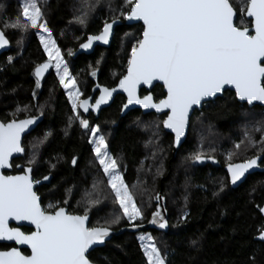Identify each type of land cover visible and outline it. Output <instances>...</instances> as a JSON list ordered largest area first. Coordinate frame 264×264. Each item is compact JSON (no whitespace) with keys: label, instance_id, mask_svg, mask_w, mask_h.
<instances>
[{"label":"trees","instance_id":"obj_1","mask_svg":"<svg viewBox=\"0 0 264 264\" xmlns=\"http://www.w3.org/2000/svg\"><path fill=\"white\" fill-rule=\"evenodd\" d=\"M23 0H0V29L11 42V49L0 57V121L11 122L43 116L36 130L24 140L25 156L13 162L7 174L32 168L34 180L52 176L49 185L36 192L42 207L51 212L58 207L70 214L91 216L89 227L107 226L118 231L129 227L112 190H94V176L102 174L93 156L83 129L74 118L71 104L59 78L53 71L36 87L34 69L48 61L39 42L37 30L4 27L19 17ZM90 10L84 25L74 20L81 13V0H38L44 22L69 66L71 75L83 98L97 95V85L113 88L127 73V62L133 45L142 39L143 26H129L121 15L129 6L124 0H87ZM237 14V27L251 26L241 8L247 0H230ZM121 5L123 7L121 8ZM119 23L109 46H98L93 54L84 53L81 44L98 35L105 21ZM20 41V43H18ZM138 46V45H137ZM71 51V55H69ZM95 72V76L92 73ZM148 92L142 90L144 96ZM35 94V97H34ZM152 94L159 102L166 94L157 85ZM126 100L118 96L98 118L91 116L92 125L104 135L108 151L118 161L120 173L143 212V225L157 209L155 196L163 186L162 195L168 212L167 232L158 230L125 232L114 236L104 248L90 253L94 264H147L138 236L151 233L166 264H264V243L255 237L264 229L260 208L264 207V163L239 187L231 186L226 167L229 162L242 163L260 151L242 144L235 148L245 128L259 142L261 133L253 129L264 121V108L240 103L235 93L226 92L216 101L197 110L190 123L185 143L173 158L174 137L165 131L162 121L167 115L144 114L133 110L121 118ZM20 109V111H17ZM69 117H73L69 126ZM46 139H43L45 134ZM43 141V142H41ZM216 159L220 166H198L192 154ZM233 152L231 160L228 153ZM263 156L264 152L260 153ZM73 157H78L72 165ZM35 163L29 165L30 159ZM19 165V167H17ZM54 165V167L52 166ZM215 193V194H214ZM98 201L89 204L88 201ZM52 205V207H49ZM184 213H187L184 216ZM121 219L109 224L114 216ZM25 233L31 229L23 228ZM195 242V243H193ZM10 245L0 244V250ZM29 255V251L23 250Z\"/></svg>","mask_w":264,"mask_h":264},{"label":"snow or ice","instance_id":"obj_2","mask_svg":"<svg viewBox=\"0 0 264 264\" xmlns=\"http://www.w3.org/2000/svg\"><path fill=\"white\" fill-rule=\"evenodd\" d=\"M124 3L130 8L127 12L121 11L124 19L143 22L142 39L137 41L138 46L133 45L127 62V74L118 84L119 89L127 94L125 109L135 104L157 112L169 110L162 123L164 128L175 134V143L179 144L185 134L190 110L215 97L226 86L233 87L236 97L248 105L254 102L264 104V0H247L246 9L241 8V13L250 18L251 31L249 27L241 29L234 24L236 10L230 0H124ZM20 7L23 20L18 17L10 23L5 22L4 27L21 31L28 28L37 30L39 42L49 59L34 69L36 87L41 86L44 73L54 68L60 85L67 90L74 118L85 133L90 134L89 143L93 145L95 160L107 177V184L123 217L131 228L140 227L134 222L143 221V212L137 207L118 170V161L109 153L105 136L99 134L98 126L90 125L89 120L78 113V109L85 113L90 108L92 111L98 110L116 89L100 88L99 98L91 105L89 99L81 100V91L51 30L44 22L38 0H24ZM86 9L90 10V5L87 0H81V7L77 9L81 14L74 16L80 25L86 22ZM115 22V18L111 23L105 21L101 33L90 35L87 43L80 47L89 48L93 41L108 43ZM8 44L9 40L0 30V48ZM92 75L95 76V72ZM154 81H161L167 91L166 97L158 103L153 102L152 95L143 98L137 95L140 85H152ZM72 119L69 117V126ZM35 123L36 117L0 123V169L11 167L9 160L14 153L24 152L21 135ZM253 130L261 133L259 142L245 128L235 148L240 149L244 144L251 148L259 146L260 151L242 163H228L227 172L233 185L250 170L264 163L260 155L264 152V121ZM233 155V152H229L228 159L231 160ZM191 159L202 162L204 157L197 151ZM71 162L75 165L76 158L73 157ZM33 163L34 158L28 161L29 165ZM31 172L32 168L26 167L23 175L0 174V241L26 245L31 251L30 255H25L17 247L0 251V264H92L86 254L93 246L105 243L110 235V227H88L87 209L84 215L70 214L63 207L45 211L39 195L34 191V184L40 181L34 180ZM48 178L43 177L44 180ZM155 199L157 210L152 213L149 222L165 229L168 223L161 212L162 197L157 194ZM97 202L88 201L89 204ZM260 212L264 213V207L260 208ZM120 219L121 216L116 215L106 223L116 224ZM10 220L26 221L35 230L26 234L20 227H10ZM258 238L264 240V230L260 231ZM138 240L147 264H166V256L161 253L153 236L143 234L138 236Z\"/></svg>","mask_w":264,"mask_h":264},{"label":"water","instance_id":"obj_3","mask_svg":"<svg viewBox=\"0 0 264 264\" xmlns=\"http://www.w3.org/2000/svg\"><path fill=\"white\" fill-rule=\"evenodd\" d=\"M237 18H238V14L236 12V16L234 17V24L236 25V22H237ZM246 19L248 21H250V18H248L246 16ZM111 23V22H110ZM126 24L129 25V26H136V25H142L143 26V22L142 21H136V20H132V21H129V20H126ZM119 25V23L116 21L114 24H113V28L111 30V33L109 35V38H108V43H103L102 41H93L92 43V46L89 47V48H82L83 52L88 54V55H91L94 53V51L96 50V48L98 46H109L113 40V37H114V33H115V29L116 27ZM237 26V25H236ZM243 29V28H241ZM250 31H251V26L249 27ZM1 30V29H0ZM101 33V32H100ZM99 33V34H100ZM98 34V35H99ZM254 34V33H253ZM96 36V35H95ZM7 38V37H6ZM8 39V38H7ZM9 40V39H8ZM88 41V40H87ZM86 41V43H87ZM11 49V42L9 41V44L6 45L4 48H0V57L7 53L9 50ZM53 68H49V70L47 72L44 73V76L41 78V81L40 83L44 80V78L50 74L52 72ZM127 74V73H126ZM125 74V75H126ZM123 78V77H122ZM118 84L119 82L117 83V85L113 88H109V89H116V91L113 92L112 96L108 99L107 103L105 104H102L98 110L96 111H93L95 116L98 117L101 112L104 110V109H107L109 108L116 100V98L118 96H123L125 99H126V102L125 104L127 103V94L125 92H123L121 89H119L118 87ZM157 85H160L163 87L164 89V92L165 94L167 95V91L166 89L164 88L163 86V83L161 81H154L152 85H140L138 90H137V95L140 97V98H143V96L141 95V92L142 90H146L148 93L146 95H152L153 97V102L155 103H158L156 102L153 94H152V91L153 89L157 86ZM106 86H100L99 87V96H100V88H104ZM108 88V87H106ZM233 92L235 93V89L231 86H226L225 89L221 92V93H218L215 97H212V98H208L206 101L202 102V104L200 106H194L192 110H190L189 112V120H188V124L186 126V129H185V134L184 136L181 137V140H180V143L177 144L175 143V134L170 130V129H165L166 132L170 133L173 135L174 137V145H173V158L172 159H175V157L177 156V153L178 151L180 150L181 146L185 143L186 139H187V136H188V133H189V129H190V123H191V118L193 116V114L197 111V110H201L203 108V106L206 104V103H209V102H213V101H216L218 98L220 97H223L224 94L226 92ZM98 96V98H99ZM145 96V95H144ZM236 96V95H235ZM166 97V96H165ZM164 97V98H165ZM163 98V99H164ZM237 98V97H236ZM237 100L240 102V103H243V104H247L246 102H242L240 101L238 98ZM89 103L90 105L92 104L91 100H89ZM124 104V105H125ZM123 105V106H124ZM248 105V104H247ZM249 107H255V106H260V107H263L264 108V104H260L259 102H254L253 105H248ZM133 110H141L144 114H156V115H167V112L169 110L167 109H164L163 111L161 112H157L155 109H144L142 108L140 105H129L128 108H124L122 107V111H121V118H124L127 116V114H129L131 111ZM92 111L91 108L89 109V112ZM43 116H38L36 117V123L33 124V125H30L28 129L25 130L24 133H22L21 135V143L22 145L24 146V140L26 139L27 136H29L30 134H32L36 128L40 125V123L43 121ZM0 123H2L0 121ZM25 149V148H24ZM25 156V150L23 153H14L12 157H10V160H9V163L11 164V167H8V168H4V169H0V174H3V175H23L24 173H19V174H7V173H11L12 170H13V162L14 160L16 159H19V158H22ZM261 160H263V156H261ZM259 163V161H258ZM196 165L198 166H202V165H207V164H210V165H216V166H220L219 162L216 160V159H209V158H204L202 162H195ZM73 165V164H72ZM75 166V165H73ZM260 170V167L256 168V169H253V170H250L249 173H246L245 174V177L242 178V180L240 182H237V184L233 185L231 182V186L234 187V188H237L239 187L242 183L245 182V180L250 176V175H253L255 173H257L258 171ZM226 171H227V167H226ZM228 173V172H227ZM31 176H32V173H31ZM229 176V175H228ZM49 178L47 180H40V183L39 184H34V191H36L39 187L43 186V185H49L50 182H51V179H52V176H48ZM33 178V176H32ZM229 181H230V177H229ZM162 192H163V186H161V190L159 192V196L162 197V199L160 200V204L163 206L162 209H161V212H162V215L165 217V219L167 220V223H168V212H167V209H166V201L162 195ZM40 197V196H39ZM40 202H41V198H40ZM41 207H42V204H41ZM43 208V207H42ZM66 212L69 213L68 209L65 208ZM157 210V209H156ZM261 213V212H260ZM262 217L264 218V213H261ZM152 219V216L151 218L149 219V221ZM90 220H91V216L88 215V221H87V226L89 227L90 225ZM147 222L143 225H141L140 227H137L135 229L131 228L130 226L129 227H124L118 231H114V230H111L110 231V235L109 237L106 238L105 240V243L102 244V245H95L93 246V248L89 249V252L86 254V255H90V253H92L93 251L97 250V249H101V248H104L107 243L114 237V236H119V235H122L124 234L125 232H131V233H137V232H141V231H149V230H158V231H162V232H167L168 229H169V226L165 229H160L158 227V225H153L151 224L150 222ZM9 226L10 227H20L21 230L23 231V228H28V229H31L32 231L35 230V227L33 225H30L28 224V222L26 221H23V222H17V221H14V220H10L9 221ZM264 230V229H263ZM259 235L255 237V241H258V242H262L264 243V240H260L259 238ZM0 244H7V245H12V247H17L19 248L21 251L23 250H27L30 252L31 254V251L30 249L27 248L26 245H16L14 242H11V241H0ZM0 251H5V250H0ZM29 254V255H30ZM26 255V254H25ZM92 264H94L92 262Z\"/></svg>","mask_w":264,"mask_h":264},{"label":"rangeland","instance_id":"obj_4","mask_svg":"<svg viewBox=\"0 0 264 264\" xmlns=\"http://www.w3.org/2000/svg\"><path fill=\"white\" fill-rule=\"evenodd\" d=\"M24 1V0H23ZM248 27H250V26H248ZM45 35H47V34H45ZM61 55H62V57H63V54L61 53ZM48 57V56H47ZM49 59V58H48ZM63 59H64V57H63ZM53 63H54V61H53ZM68 65V64H67ZM69 67V66H68ZM54 72L56 73V71H55V69H54ZM69 72H70V70H69ZM71 74V73H70ZM77 87H78V85H77ZM79 88V87H78ZM65 90V89H64ZM65 92H66V95H67V90H65ZM68 96V95H67ZM80 97H82V96H80ZM90 144V143H89ZM90 147H93V145L91 146V144H90ZM91 150H92V148H91ZM93 153V152H92ZM91 159L92 160H95V154L93 153V156L91 157ZM95 162L98 164V162L95 160ZM99 170L98 171H100V173L102 174V176L101 177H99V176H94V178H93V180H92V184L94 185V187H96L94 190H101V189H104V183H105V181H106V185H107V188L108 189H110V191H111V188L108 186V184H107V177L104 175V173H103V170L100 168V166H99V164H98V167H97ZM118 170H119V172H120V169L118 168ZM122 175V174H121ZM130 191V190H129ZM131 192V191H130ZM134 198V197H133ZM134 201H135V198H134ZM136 202V201H135ZM137 205V204H136ZM138 207V206H137ZM147 234H150L151 236H152V234L151 233H147ZM141 235H143V234H141ZM140 236V235H139Z\"/></svg>","mask_w":264,"mask_h":264},{"label":"flooded vegetation","instance_id":"obj_5","mask_svg":"<svg viewBox=\"0 0 264 264\" xmlns=\"http://www.w3.org/2000/svg\"><path fill=\"white\" fill-rule=\"evenodd\" d=\"M54 71V68H53V70H52V72ZM51 72V73H52ZM97 90H98V93H97V95H91V96H88V97H86V98H83V97H80V99L81 100H83V99H89V100H91V102H92V104H94L95 103V100L98 98V94H99V87H97ZM67 96V95H66ZM82 96V95H81ZM67 98H68V96H67ZM69 100V99H68ZM126 100V99H125ZM71 104V103H70ZM72 107V106H71ZM78 113L83 117V118H86V119H88L89 120V123H90V125H92V120H91V116H93V117H95V118H98V117H96L95 116V114H94V112L93 111H90V112H87V113H85V112H83V110L82 109H78ZM102 113V112H101ZM28 118H30V117H28ZM25 119V118H24ZM78 123H79V121H78ZM80 126V125H79ZM93 126V125H92ZM31 135V134H30ZM29 135V136H30ZM82 135H83V137L84 138H87L88 139V142H89V139H90V134H86L85 133V130L83 129V133H82ZM28 137V136H27ZM26 137V138H27ZM91 146H92V144H91ZM92 148V147H91ZM76 158V161L78 160V157H75ZM15 161V160H14ZM76 165V164H75ZM22 173H24V172H22ZM19 174V173H18ZM34 179V178H33ZM32 231V230H31ZM30 231V232H31ZM29 232V233H30ZM27 234V233H26ZM12 247V245H10V248ZM30 253V252H29Z\"/></svg>","mask_w":264,"mask_h":264}]
</instances>
